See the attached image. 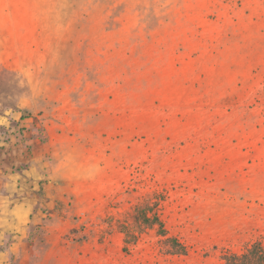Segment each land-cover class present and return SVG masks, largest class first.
I'll use <instances>...</instances> for the list:
<instances>
[{
  "label": "rangeland",
  "instance_id": "rangeland-1",
  "mask_svg": "<svg viewBox=\"0 0 264 264\" xmlns=\"http://www.w3.org/2000/svg\"><path fill=\"white\" fill-rule=\"evenodd\" d=\"M160 192L156 229L119 224ZM264 245V0H0V264H224Z\"/></svg>",
  "mask_w": 264,
  "mask_h": 264
},
{
  "label": "trees",
  "instance_id": "trees-1",
  "mask_svg": "<svg viewBox=\"0 0 264 264\" xmlns=\"http://www.w3.org/2000/svg\"><path fill=\"white\" fill-rule=\"evenodd\" d=\"M162 200L160 192H153L152 196L134 205L131 217L119 224V229L124 234L123 249L128 244L135 243L146 230L155 228L156 234L163 237V242L167 244L168 252L186 253V246L175 236L168 234L160 214ZM221 258L224 264H264V245L260 241H254L243 252L224 251Z\"/></svg>",
  "mask_w": 264,
  "mask_h": 264
}]
</instances>
